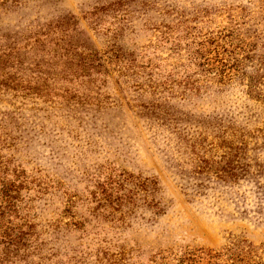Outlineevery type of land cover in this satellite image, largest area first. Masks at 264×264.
Segmentation results:
<instances>
[{
	"label": "rangeland",
	"instance_id": "1",
	"mask_svg": "<svg viewBox=\"0 0 264 264\" xmlns=\"http://www.w3.org/2000/svg\"><path fill=\"white\" fill-rule=\"evenodd\" d=\"M0 58V262L264 264V0H0Z\"/></svg>",
	"mask_w": 264,
	"mask_h": 264
},
{
	"label": "trees",
	"instance_id": "2",
	"mask_svg": "<svg viewBox=\"0 0 264 264\" xmlns=\"http://www.w3.org/2000/svg\"><path fill=\"white\" fill-rule=\"evenodd\" d=\"M90 49V48H88ZM91 52V49H90ZM89 53V52H88ZM86 53L85 55L80 54L81 59H83V64H91V62H93V58L96 56L94 55V53ZM6 56V54H5ZM6 58L2 59L0 58V65L7 63L8 60H5ZM222 171L224 170L229 176L226 177H232V176H238L239 174L235 171V168H231L228 167V169L226 168H222ZM24 237L23 234H18L15 232L9 233L7 232L5 229L2 228V226L0 225V238L5 239V241H3V243H7V244H14V245H19V244H23L22 243V238ZM241 242L243 246H241ZM250 246H252V244H248L246 241H240L239 243H234L231 247L227 248V256L229 258V260L233 261L234 264H241L244 261V257H243V252H249L250 251ZM246 247H249V249H245ZM1 264H3V262H0ZM250 264V263H249Z\"/></svg>",
	"mask_w": 264,
	"mask_h": 264
}]
</instances>
